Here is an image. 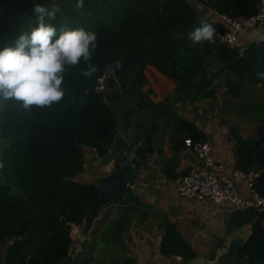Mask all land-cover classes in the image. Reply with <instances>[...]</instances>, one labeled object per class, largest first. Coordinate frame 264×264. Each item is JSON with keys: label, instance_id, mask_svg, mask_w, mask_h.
I'll list each match as a JSON object with an SVG mask.
<instances>
[{"label": "trees", "instance_id": "trees-1", "mask_svg": "<svg viewBox=\"0 0 264 264\" xmlns=\"http://www.w3.org/2000/svg\"><path fill=\"white\" fill-rule=\"evenodd\" d=\"M193 2L233 18L249 19L259 9V0H84L82 8L76 6L77 0L56 4L60 11L52 23L58 29L85 28L97 33V47L90 61L97 71L90 77L83 76L82 71L89 66L83 60L67 68L65 95L49 107L24 109L12 100L0 105V264H66L70 260L74 246L71 226L82 227L100 197L96 184L75 181L85 168L84 149H94L106 160L119 129L108 96L112 102L114 97L122 104L136 103L143 111H156L171 102L213 99L224 76L228 93L243 84L264 87V80L255 75L264 71V42L253 41L241 56L240 49L221 43L224 27L201 18ZM9 3L0 0V49L14 45L21 31L35 26L34 7L29 0ZM202 22L216 28L214 42L194 45L188 33ZM117 63L122 65L121 70L107 81L106 91L99 93L98 80L108 66ZM148 66L176 85L174 95L161 104L146 101L142 92L148 84ZM210 69L219 73L216 83L209 80ZM260 107L264 111V104ZM168 124L176 133V152L186 139L206 141L191 120L176 115ZM229 135L236 143L235 169L256 172L254 188L264 197V119L251 139L244 140L236 126L231 127ZM154 154L153 139L147 138L136 150L135 168L126 171L137 174ZM176 169V165L165 169L169 180L176 181L182 175ZM128 177L134 181L132 174ZM263 219L264 213L241 253L250 264H264ZM84 243L89 246L87 240ZM161 252L169 258L181 256L185 262L197 257L172 224L164 233ZM123 264L137 261L130 258Z\"/></svg>", "mask_w": 264, "mask_h": 264}, {"label": "crops", "instance_id": "crops-1", "mask_svg": "<svg viewBox=\"0 0 264 264\" xmlns=\"http://www.w3.org/2000/svg\"><path fill=\"white\" fill-rule=\"evenodd\" d=\"M201 11L208 15L205 18L216 22L209 9L201 7ZM250 43L243 39V49ZM145 77L148 84L142 92L146 94V101L161 104L174 95L175 83L155 67L148 66ZM228 77L234 78L231 74ZM226 78L223 77L222 87L213 99L188 104L171 102L163 110L143 111L136 103L128 101L122 104L113 97V113L115 110L120 115L113 148L106 160L101 159L94 149L85 148V168L75 181L97 185L100 179L123 171L128 186L103 209L87 237H82L81 229V240L77 245V253L81 257L78 260H86L89 253L95 257L99 242L105 240L113 243V264H123L130 258L137 264H167L170 258L162 254L161 245L167 226L172 224L191 244L197 257L214 261L227 249L231 235H245L253 229L260 216L255 209L230 211L226 206L217 208L207 200L184 198L178 193L177 180H169L165 174V169L173 165L182 174L179 179L201 168L199 158L185 145L181 144L179 152L175 150L176 133L168 122L171 116L176 115L196 123L210 143L216 160L223 163L229 172L235 170L236 143L230 138L229 131L236 126L244 140L255 136L264 119V111L260 107L264 104V87L261 84H243L236 92L228 93L224 85ZM115 91L120 92L118 89ZM147 138L153 139L155 154L137 174L127 172L126 169L135 168L136 150L144 145ZM175 155L177 160L168 166L162 165L161 162H167ZM128 162H133V165L125 166ZM117 166L121 170L118 171ZM128 174H132L134 181H130ZM237 187L242 196L249 197L246 184L238 183ZM262 224L264 226V219ZM105 232L108 235L104 237L102 234ZM86 240L89 246L96 243L95 248L84 245ZM191 261L187 264H192Z\"/></svg>", "mask_w": 264, "mask_h": 264}, {"label": "clouds", "instance_id": "clouds-1", "mask_svg": "<svg viewBox=\"0 0 264 264\" xmlns=\"http://www.w3.org/2000/svg\"><path fill=\"white\" fill-rule=\"evenodd\" d=\"M82 8L84 0H77ZM60 8L56 4L36 3L34 24L29 31H21L14 45L0 49V105L12 100L24 109L49 107L65 95L63 82L69 67L81 60L89 62L82 71L92 76L96 67L90 61L97 47V33L85 28L58 29L52 21ZM216 28L202 22L188 33L191 42H214ZM264 39V38H262ZM257 79L264 80V71H256Z\"/></svg>", "mask_w": 264, "mask_h": 264}, {"label": "built area", "instance_id": "built-area-1", "mask_svg": "<svg viewBox=\"0 0 264 264\" xmlns=\"http://www.w3.org/2000/svg\"><path fill=\"white\" fill-rule=\"evenodd\" d=\"M211 11V10H210ZM216 23L224 27V33L220 36L223 45L232 49H243V39L264 42V0H259L258 12L249 19L233 18L226 15H218L211 11ZM262 32V34L260 33ZM122 65L117 63L108 66L104 75L98 80L97 91H106L107 81L120 71ZM185 146L190 149L201 161V168L191 174L177 180V190L180 196L190 200H207L217 208L226 206L230 211H245L255 209L259 214L264 213V197L254 188L256 172H243L233 170L229 172L226 166L217 161L209 142H193L185 140ZM238 183L247 186L249 197L240 194ZM82 227L72 225L71 236L73 241L81 239ZM167 264H186L181 256L170 257Z\"/></svg>", "mask_w": 264, "mask_h": 264}, {"label": "water", "instance_id": "water-1", "mask_svg": "<svg viewBox=\"0 0 264 264\" xmlns=\"http://www.w3.org/2000/svg\"><path fill=\"white\" fill-rule=\"evenodd\" d=\"M197 11H200L199 5L195 2L192 3ZM248 48L241 50V56H243ZM209 80L216 83L218 72L209 70ZM178 159L175 155L171 160L167 162H161L163 166H168ZM133 162H128L125 166H132ZM128 186V179L124 172H114L106 178L99 180L97 187L99 188L100 197L94 207L87 214L83 225L82 237H87L92 230L93 225L97 219L100 218L103 209L112 203L116 194ZM252 235V230L245 235L235 233L231 235L227 249L219 254L214 261H207L202 257H197L191 261L192 264H250L248 260L242 257L241 253L244 250L249 238ZM187 264V262H185Z\"/></svg>", "mask_w": 264, "mask_h": 264}, {"label": "rangeland", "instance_id": "rangeland-1", "mask_svg": "<svg viewBox=\"0 0 264 264\" xmlns=\"http://www.w3.org/2000/svg\"><path fill=\"white\" fill-rule=\"evenodd\" d=\"M15 0H9V2H14ZM30 4L34 7V5L36 3H41L40 1L38 0H29ZM48 2L50 4H59L60 3V0H48ZM9 3V4H10ZM199 9H201V7L199 6ZM200 15H201V18H205L207 17L208 15L205 13V11H201L200 12ZM118 90H120V88L118 87L117 88ZM116 89V90H117ZM109 94V93H107ZM111 97H107V102L112 105V111H113V102H112V99H110ZM122 109V108H121ZM114 113L117 117V119L120 120V115L117 111L114 110ZM239 129V128H238ZM81 240V239H80ZM79 241H74V246H73V254L71 256V260L66 263V264H113V243H109L107 241H100L99 242V245H98V248H97V252L95 254V257L92 258V254H87V259L86 260H78L80 259V253H77V245L78 243L80 242ZM91 245L93 246V248H95L96 246V243H91ZM90 245V247H91ZM6 250L7 248H4L3 251H2V255H3V260L5 259V255H6ZM88 253V251H87ZM77 259L78 261H73Z\"/></svg>", "mask_w": 264, "mask_h": 264}]
</instances>
